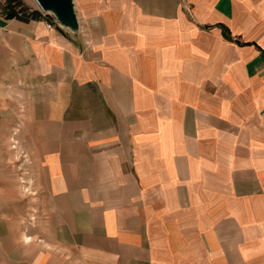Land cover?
Instances as JSON below:
<instances>
[{"label": "crops", "instance_id": "crops-1", "mask_svg": "<svg viewBox=\"0 0 264 264\" xmlns=\"http://www.w3.org/2000/svg\"><path fill=\"white\" fill-rule=\"evenodd\" d=\"M73 2L0 9V261L264 264V0Z\"/></svg>", "mask_w": 264, "mask_h": 264}, {"label": "water", "instance_id": "water-1", "mask_svg": "<svg viewBox=\"0 0 264 264\" xmlns=\"http://www.w3.org/2000/svg\"><path fill=\"white\" fill-rule=\"evenodd\" d=\"M41 10L52 14L60 24L78 28V19L73 0H36Z\"/></svg>", "mask_w": 264, "mask_h": 264}, {"label": "trees", "instance_id": "trees-1", "mask_svg": "<svg viewBox=\"0 0 264 264\" xmlns=\"http://www.w3.org/2000/svg\"><path fill=\"white\" fill-rule=\"evenodd\" d=\"M3 10L8 19L16 18L24 22L51 18L49 15L30 8L23 0H7Z\"/></svg>", "mask_w": 264, "mask_h": 264}, {"label": "rangeland", "instance_id": "rangeland-1", "mask_svg": "<svg viewBox=\"0 0 264 264\" xmlns=\"http://www.w3.org/2000/svg\"><path fill=\"white\" fill-rule=\"evenodd\" d=\"M6 1L7 0H0V9H3L4 8V6H5V4H6ZM23 2H24V0H23ZM25 4L27 3H29V4H31L32 6H34L35 8H37V10L38 11H40V12H42L44 15H49V13H46V12H44V11H42L41 10V8H40V6L38 5V3H37V1L36 0H26L25 2H24ZM26 4V5H27ZM30 8H32V7H30ZM33 9V8H32ZM76 11V10H75ZM49 16H53L52 14H50ZM17 263V262H16ZM0 264H3V262L2 261H0ZM6 264V263H5Z\"/></svg>", "mask_w": 264, "mask_h": 264}, {"label": "built area", "instance_id": "built-area-1", "mask_svg": "<svg viewBox=\"0 0 264 264\" xmlns=\"http://www.w3.org/2000/svg\"><path fill=\"white\" fill-rule=\"evenodd\" d=\"M49 27H51V25H49Z\"/></svg>", "mask_w": 264, "mask_h": 264}]
</instances>
